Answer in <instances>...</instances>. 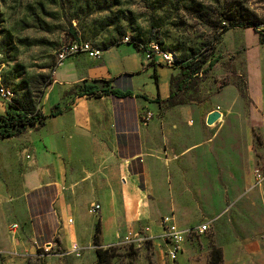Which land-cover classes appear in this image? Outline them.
Wrapping results in <instances>:
<instances>
[{
    "label": "crops",
    "instance_id": "obj_1",
    "mask_svg": "<svg viewBox=\"0 0 264 264\" xmlns=\"http://www.w3.org/2000/svg\"><path fill=\"white\" fill-rule=\"evenodd\" d=\"M178 69L150 65L141 50L124 42L101 49L98 58L76 55L54 68L45 105L39 108L44 125L0 139L10 146L0 149V264H28L53 239L78 240L82 228L93 226L87 208L94 204L114 226L168 213L173 220H188L187 203L177 201L198 197L209 203L210 186L202 182L210 163L219 168L245 164L240 119L224 121L217 111L215 127L205 124L214 107H236L220 105L234 96L226 80L218 82L225 87L210 98L218 105H209L205 114L207 99L198 92L202 80L194 94L198 103L165 108L155 102L168 97L169 78ZM104 81L129 95L71 94L62 104L74 86L91 85L97 92ZM146 113L151 117L146 119ZM263 226L252 250L264 258Z\"/></svg>",
    "mask_w": 264,
    "mask_h": 264
},
{
    "label": "rangeland",
    "instance_id": "obj_2",
    "mask_svg": "<svg viewBox=\"0 0 264 264\" xmlns=\"http://www.w3.org/2000/svg\"><path fill=\"white\" fill-rule=\"evenodd\" d=\"M240 21L251 27L231 26ZM260 27H264V0H0V105L5 112L26 96V104L37 110L45 105L60 45L85 41L103 49L127 38L141 51L154 44L162 51L171 50L177 65L199 54L216 59L198 86L207 99L203 114L211 109L209 105H218L210 98L225 87H218V82L226 80L234 96L220 105L236 107L214 110L222 113L224 121L239 118L243 130L245 164L219 168L210 163L202 182L210 186L209 203L198 197L177 201L187 203L192 215L188 220L181 222L180 216L173 220L168 213L114 226L97 213L99 205H90L92 228H82L78 240L68 243L53 239L51 245L37 249L28 264H168L164 218L184 231L176 264H264L262 252L252 250L261 241L264 186H255L253 180L248 184L252 169L264 164ZM0 149L10 146L3 143ZM252 189L258 194H250ZM164 198L169 200L167 195ZM202 224L208 225L204 234L192 232Z\"/></svg>",
    "mask_w": 264,
    "mask_h": 264
},
{
    "label": "trees",
    "instance_id": "obj_3",
    "mask_svg": "<svg viewBox=\"0 0 264 264\" xmlns=\"http://www.w3.org/2000/svg\"><path fill=\"white\" fill-rule=\"evenodd\" d=\"M231 26L251 27L250 24L241 21L232 23ZM261 34L264 37V27H262ZM132 44L136 49L141 50L138 44ZM176 62L178 60L175 58L173 65L179 68V72L176 75H171L169 78L170 90L168 97L165 100H160L158 97L155 99V102L163 105L165 108L198 103L197 97L194 95L197 91V85L203 77L209 74L217 61L216 59H209V55L199 54L192 59L181 61L178 65ZM148 64L152 65L154 62H148ZM225 84L226 82H222L220 86H224ZM98 85L101 89L97 92L91 90V85L82 84L74 86L67 94L73 95L77 88L79 89V93H75V96L101 97L104 95H114L123 97L129 95V93H122L118 90L110 89L108 81L100 82ZM26 102L27 96L20 100H15L9 105V110L4 115H0V139L12 138L25 128H36L44 125L46 116L41 111L35 109L30 102L27 104ZM59 113V110L50 112L49 116L54 117ZM217 258H219V255Z\"/></svg>",
    "mask_w": 264,
    "mask_h": 264
},
{
    "label": "built area",
    "instance_id": "obj_4",
    "mask_svg": "<svg viewBox=\"0 0 264 264\" xmlns=\"http://www.w3.org/2000/svg\"><path fill=\"white\" fill-rule=\"evenodd\" d=\"M262 30V27H260ZM124 43H129L127 38H123ZM145 54L148 62L164 63L167 66H172L175 62V54L171 50H160L159 46L156 44L151 45L150 49H143L142 51ZM85 55L89 58H98L101 54V49L91 46L85 41H73L71 43L63 44L58 47L55 53L56 66L60 65L69 57L76 55ZM55 66V67H56ZM151 117L150 113H146L145 118L148 119ZM253 182L255 186L261 187L264 186V164L259 168L253 170ZM262 199L264 204V190L262 192ZM98 209L97 206H94L91 211ZM162 224L165 227V242L170 244V248L166 254V261L168 264H176V259L178 253L180 252L179 244L181 242L182 235L184 231L178 229L175 224H173L168 218L162 220ZM16 225H12V228H15ZM208 225L202 224L194 229L192 232L196 234H204L207 230ZM130 235V234H129ZM262 238L264 239V226L262 228Z\"/></svg>",
    "mask_w": 264,
    "mask_h": 264
},
{
    "label": "water",
    "instance_id": "obj_5",
    "mask_svg": "<svg viewBox=\"0 0 264 264\" xmlns=\"http://www.w3.org/2000/svg\"><path fill=\"white\" fill-rule=\"evenodd\" d=\"M220 117V114L217 111H212L209 113L206 117L205 124L210 126L212 125L218 118Z\"/></svg>",
    "mask_w": 264,
    "mask_h": 264
}]
</instances>
